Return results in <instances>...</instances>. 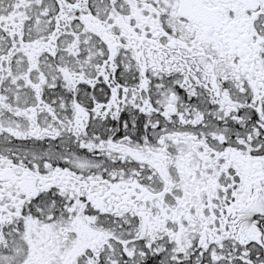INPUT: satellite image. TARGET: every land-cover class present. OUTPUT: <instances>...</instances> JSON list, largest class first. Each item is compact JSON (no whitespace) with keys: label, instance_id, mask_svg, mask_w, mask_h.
<instances>
[{"label":"snow or ice","instance_id":"6c2138e0","mask_svg":"<svg viewBox=\"0 0 264 264\" xmlns=\"http://www.w3.org/2000/svg\"><path fill=\"white\" fill-rule=\"evenodd\" d=\"M0 264H264V0H0Z\"/></svg>","mask_w":264,"mask_h":264}]
</instances>
